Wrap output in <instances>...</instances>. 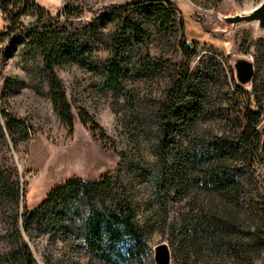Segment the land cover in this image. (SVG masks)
Returning a JSON list of instances; mask_svg holds the SVG:
<instances>
[{
	"label": "rangeland",
	"instance_id": "1",
	"mask_svg": "<svg viewBox=\"0 0 264 264\" xmlns=\"http://www.w3.org/2000/svg\"><path fill=\"white\" fill-rule=\"evenodd\" d=\"M262 1L0 11V264H264Z\"/></svg>",
	"mask_w": 264,
	"mask_h": 264
},
{
	"label": "trees",
	"instance_id": "2",
	"mask_svg": "<svg viewBox=\"0 0 264 264\" xmlns=\"http://www.w3.org/2000/svg\"><path fill=\"white\" fill-rule=\"evenodd\" d=\"M34 6L35 0H23L22 4H18L17 0H0V11H2L5 15H8L12 12L13 15L9 17L12 22L17 21L22 14L32 9ZM56 101L59 103V111L63 121L67 123L70 129H72L73 121L70 116L69 106L64 95H56Z\"/></svg>",
	"mask_w": 264,
	"mask_h": 264
},
{
	"label": "water",
	"instance_id": "3",
	"mask_svg": "<svg viewBox=\"0 0 264 264\" xmlns=\"http://www.w3.org/2000/svg\"><path fill=\"white\" fill-rule=\"evenodd\" d=\"M223 19L233 23L257 21L258 26L264 29V0L248 13L242 15L237 14L233 16H224ZM261 130L263 132L261 150L264 152V125ZM155 260L157 264L169 263V251L165 244H160L156 247Z\"/></svg>",
	"mask_w": 264,
	"mask_h": 264
}]
</instances>
